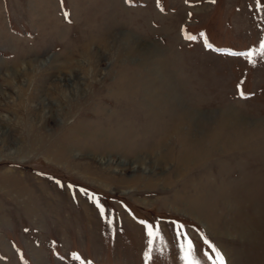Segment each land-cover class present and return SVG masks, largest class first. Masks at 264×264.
Here are the masks:
<instances>
[{"label": "rangeland", "instance_id": "rangeland-1", "mask_svg": "<svg viewBox=\"0 0 264 264\" xmlns=\"http://www.w3.org/2000/svg\"><path fill=\"white\" fill-rule=\"evenodd\" d=\"M261 41L264 0H0V264H182L173 222L264 264V60L216 51Z\"/></svg>", "mask_w": 264, "mask_h": 264}, {"label": "snow or ice", "instance_id": "snow-or-ice-1", "mask_svg": "<svg viewBox=\"0 0 264 264\" xmlns=\"http://www.w3.org/2000/svg\"><path fill=\"white\" fill-rule=\"evenodd\" d=\"M214 3L215 0H212ZM68 13H65L67 17ZM201 37L204 36L203 33L200 34ZM197 37L186 34L185 39L194 40ZM205 46L212 47L211 44L207 43L205 39ZM218 52H223L229 55L238 56V57H245L251 63H255L256 57L264 60V41L260 42L259 48H252L248 51L243 52H232L230 49H216ZM240 95L243 97L246 94L241 92ZM90 199H95V196L90 197ZM97 206L100 210L101 215H104L105 209L102 205L99 204V201L96 200ZM111 223V220L108 221ZM140 224L144 225L146 236L148 237V250L144 253V259L147 262L148 260L152 259V252L154 250L155 241L161 238V227L159 223L150 224L147 221H139ZM173 226L176 230V238L179 242V252L180 256L179 259L182 261V264H227L226 258L222 251L216 246L211 240L207 238V236L201 232L200 238L203 240V243L208 246L207 250L198 249L197 245L194 243L192 238L184 231L185 225L180 224L178 222H173ZM73 259L80 260V256L76 253L72 254ZM81 264H84V261H81ZM87 264H93L92 261H88Z\"/></svg>", "mask_w": 264, "mask_h": 264}, {"label": "bare ground", "instance_id": "bare-ground-1", "mask_svg": "<svg viewBox=\"0 0 264 264\" xmlns=\"http://www.w3.org/2000/svg\"><path fill=\"white\" fill-rule=\"evenodd\" d=\"M155 53V52H154ZM143 54V53H142ZM150 55V54H149ZM227 114V113H226ZM112 146H114L113 144H112Z\"/></svg>", "mask_w": 264, "mask_h": 264}]
</instances>
